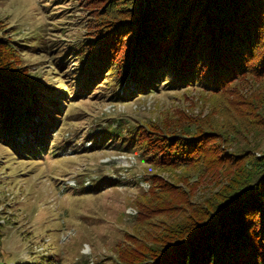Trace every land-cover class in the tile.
<instances>
[{"label":"rangeland","instance_id":"374dc122","mask_svg":"<svg viewBox=\"0 0 264 264\" xmlns=\"http://www.w3.org/2000/svg\"><path fill=\"white\" fill-rule=\"evenodd\" d=\"M126 1L0 0L6 53L66 106L37 159L0 143V264H151L232 173L263 157L264 73L251 68L264 46L249 69L218 80L202 65L185 79L178 62H157L165 46L146 53L139 32L123 30ZM98 53L100 76L78 95L74 76ZM153 63L161 76L146 78ZM1 82L9 97L22 85Z\"/></svg>","mask_w":264,"mask_h":264},{"label":"trees","instance_id":"16d2710c","mask_svg":"<svg viewBox=\"0 0 264 264\" xmlns=\"http://www.w3.org/2000/svg\"><path fill=\"white\" fill-rule=\"evenodd\" d=\"M128 1L120 6L125 15L129 11L123 30L139 32L137 46L145 45L146 53L157 43L165 46L169 56L157 62L163 66L166 60L178 62L190 72L185 79H192L202 65L218 80L244 71L246 62L256 58L251 56L254 49L264 46V0ZM91 56L74 76L81 96L91 91L105 64L101 53ZM151 67L146 78H159L156 63ZM251 69L264 73V65ZM1 81L10 89L17 84L24 87L15 86L18 94L12 97L0 93V143L22 160L37 159L52 146L66 107L64 95L30 83L0 40ZM133 87L143 89L141 84ZM252 169L232 173L198 215L167 238L168 252L153 255L151 264H264V154Z\"/></svg>","mask_w":264,"mask_h":264}]
</instances>
